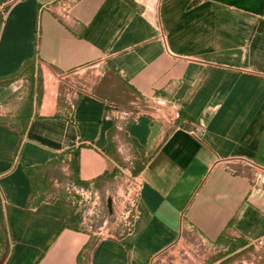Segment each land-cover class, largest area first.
<instances>
[{
  "label": "crops",
  "instance_id": "1",
  "mask_svg": "<svg viewBox=\"0 0 264 264\" xmlns=\"http://www.w3.org/2000/svg\"><path fill=\"white\" fill-rule=\"evenodd\" d=\"M1 12L0 264H156L189 239L220 262L264 245V0ZM74 154L83 210L94 190L117 218L138 189L130 230L95 239L60 197Z\"/></svg>",
  "mask_w": 264,
  "mask_h": 264
},
{
  "label": "built area",
  "instance_id": "2",
  "mask_svg": "<svg viewBox=\"0 0 264 264\" xmlns=\"http://www.w3.org/2000/svg\"><path fill=\"white\" fill-rule=\"evenodd\" d=\"M4 14L1 12L0 13V19H2ZM163 101L162 100H154L153 102L146 101L145 104L142 106L145 112H155L159 113L160 108H162ZM169 106V112L168 116H166V125L171 129H184L186 127V123L184 121H181V116H180V109L173 103L167 102ZM141 113L139 112L138 116H140ZM144 115V114H143ZM138 119V118H137ZM140 186L138 182H136V187ZM64 194L66 195V200L72 202L77 206V208L80 209L79 215L82 220V225L86 226L93 234L95 239H100V238H106L109 237L107 235V231L104 230V227L107 223V220L103 222V225L98 228V230L93 229V224H96L100 218H103L101 211L105 212L107 216L108 212L106 211L105 207L101 204V198L100 195L97 191H92L91 192V200H90V205L86 210H83L80 207V196H81V191L82 189L71 182L70 180H67L65 184L62 185ZM138 189L135 191L134 194L128 196L125 199V207L121 211V213L118 215L117 218L119 219V222L124 228V230L128 231L131 229L133 221L137 218L138 216V210L136 207V193ZM118 221V220H116Z\"/></svg>",
  "mask_w": 264,
  "mask_h": 264
},
{
  "label": "rangeland",
  "instance_id": "3",
  "mask_svg": "<svg viewBox=\"0 0 264 264\" xmlns=\"http://www.w3.org/2000/svg\"><path fill=\"white\" fill-rule=\"evenodd\" d=\"M103 218H100L96 224H93V229L98 230L107 220L104 230L107 235L117 234L121 225L119 219L109 217L105 212L101 211ZM118 220V221H116ZM216 251L200 245L195 240L189 239L185 246H178L171 252L165 254L156 264H264V245L252 246L246 251L234 254L220 262H215L218 259Z\"/></svg>",
  "mask_w": 264,
  "mask_h": 264
},
{
  "label": "trees",
  "instance_id": "4",
  "mask_svg": "<svg viewBox=\"0 0 264 264\" xmlns=\"http://www.w3.org/2000/svg\"><path fill=\"white\" fill-rule=\"evenodd\" d=\"M29 82L31 83V81H29ZM180 116H181L180 117L181 118V121H184L186 123V125H188L191 122L189 119H187L185 117V115L182 112H180ZM69 168L71 170V177L69 178V180L71 182H73L74 184H76V185H80L79 182H78V180H77V175H78L77 154H74L73 160L69 164ZM139 169L140 168L138 167V170ZM60 197H62L63 199H66V195L64 194V192H63V194L60 195ZM0 209H1V204H0ZM1 216H2V214H1V210H0V222H1V219H2ZM229 251H227L226 253H228Z\"/></svg>",
  "mask_w": 264,
  "mask_h": 264
},
{
  "label": "water",
  "instance_id": "5",
  "mask_svg": "<svg viewBox=\"0 0 264 264\" xmlns=\"http://www.w3.org/2000/svg\"><path fill=\"white\" fill-rule=\"evenodd\" d=\"M106 209H107L108 215L111 216L112 215V202L110 198L106 200Z\"/></svg>",
  "mask_w": 264,
  "mask_h": 264
}]
</instances>
